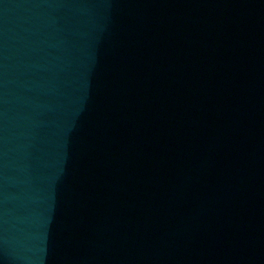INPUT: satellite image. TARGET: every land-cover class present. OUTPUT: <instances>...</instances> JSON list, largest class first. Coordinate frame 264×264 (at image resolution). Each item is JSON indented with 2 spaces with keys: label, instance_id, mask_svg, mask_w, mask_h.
Returning a JSON list of instances; mask_svg holds the SVG:
<instances>
[{
  "label": "water",
  "instance_id": "95a60500",
  "mask_svg": "<svg viewBox=\"0 0 264 264\" xmlns=\"http://www.w3.org/2000/svg\"><path fill=\"white\" fill-rule=\"evenodd\" d=\"M0 264H264V0H0Z\"/></svg>",
  "mask_w": 264,
  "mask_h": 264
}]
</instances>
